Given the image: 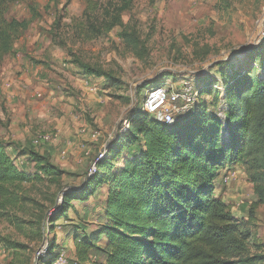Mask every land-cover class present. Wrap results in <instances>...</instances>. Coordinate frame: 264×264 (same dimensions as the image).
Masks as SVG:
<instances>
[{
  "label": "rangeland",
  "instance_id": "obj_1",
  "mask_svg": "<svg viewBox=\"0 0 264 264\" xmlns=\"http://www.w3.org/2000/svg\"><path fill=\"white\" fill-rule=\"evenodd\" d=\"M86 6L87 0H18L8 7L7 18L26 30L0 63V141L27 180L0 218L7 240L0 264H45L39 258L53 245L72 260L73 236L95 230L107 187L71 201L65 218L52 220L51 212L65 193L85 188L91 162L107 153L124 118L142 113L147 91L183 78L205 82L212 87L200 103L217 113L224 65L264 49V0H132L121 24L93 40L82 36ZM80 64L105 76L89 75ZM120 144L119 166L139 148ZM45 167L55 174L42 173ZM214 186V196L251 226L258 245L251 253L264 255V204H257L244 168L226 167Z\"/></svg>",
  "mask_w": 264,
  "mask_h": 264
},
{
  "label": "trees",
  "instance_id": "obj_2",
  "mask_svg": "<svg viewBox=\"0 0 264 264\" xmlns=\"http://www.w3.org/2000/svg\"><path fill=\"white\" fill-rule=\"evenodd\" d=\"M16 1L0 0V63L26 30L24 22L6 16ZM131 2L87 0L82 36L97 39L119 26ZM263 51L254 48L223 64V102L217 113L199 101L172 125L143 112L129 114V129L109 144L95 174L86 177L85 188L65 193L62 207L51 212L52 220L65 218L71 201H86L95 190L107 187L101 221L95 230L82 229L80 237L73 236V258L67 263L264 264L263 254L251 253V246L258 247L251 226L235 218L214 196L220 172L240 165L257 204H264ZM80 67L89 75L105 76L86 64ZM211 87L205 82L198 85L201 97ZM125 141L139 148L120 166L115 165L122 151L120 142ZM6 148L0 141V218L13 203L15 188L27 180ZM111 153L114 156L108 158ZM39 169L46 175L55 174L52 167ZM6 242L0 236V246ZM54 247L39 258L41 263L53 264L58 256Z\"/></svg>",
  "mask_w": 264,
  "mask_h": 264
},
{
  "label": "built area",
  "instance_id": "obj_3",
  "mask_svg": "<svg viewBox=\"0 0 264 264\" xmlns=\"http://www.w3.org/2000/svg\"><path fill=\"white\" fill-rule=\"evenodd\" d=\"M260 35V38L264 39V29L261 30ZM200 99L201 94L197 86H194L188 79L183 78L177 82L164 83L161 86L148 90L141 108L144 114L155 119L157 122L172 125L177 119L186 115ZM129 127L130 123L128 119L124 118L120 122L117 134H123ZM105 154L102 151L94 158L89 166L87 177L95 174L97 164L105 157ZM42 253V251L38 253V256ZM53 264H67V259L63 254H60Z\"/></svg>",
  "mask_w": 264,
  "mask_h": 264
},
{
  "label": "crops",
  "instance_id": "obj_4",
  "mask_svg": "<svg viewBox=\"0 0 264 264\" xmlns=\"http://www.w3.org/2000/svg\"><path fill=\"white\" fill-rule=\"evenodd\" d=\"M73 253H74V250H73Z\"/></svg>",
  "mask_w": 264,
  "mask_h": 264
}]
</instances>
